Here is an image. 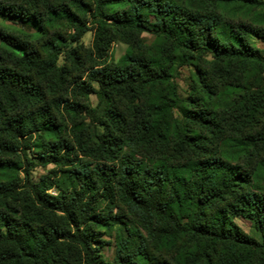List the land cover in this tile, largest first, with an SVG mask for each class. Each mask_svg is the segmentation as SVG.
Wrapping results in <instances>:
<instances>
[{"label":"trees","instance_id":"16d2710c","mask_svg":"<svg viewBox=\"0 0 264 264\" xmlns=\"http://www.w3.org/2000/svg\"><path fill=\"white\" fill-rule=\"evenodd\" d=\"M22 1L26 7L22 4L20 6L30 13L27 17L29 27L34 28L37 35L42 34L47 25L58 19H65L75 31L73 40H80L91 29L78 15L71 12L70 5L76 4L84 15L90 16L95 27L92 53L97 60H104L116 41L130 45L133 53L128 54L114 67L92 71L89 74V81L92 83L76 85L74 91L82 98L97 95L99 102L96 108L63 100L51 103L50 92L65 83L64 68L57 66L56 59L51 63H44L39 69L41 82L35 80L31 73L38 67V55L26 43L0 31L5 34L0 41L9 47L5 56L0 54V221L3 222L5 231L4 235H0V261L3 264H37V261L42 264H59L51 256L48 259L42 258L39 252L31 249V245L27 250L21 246L23 241L16 235L14 226L24 223L33 240L38 239L33 235L38 230L46 242L41 245L44 251L53 243L44 228L37 229L27 223V220L33 217L38 219L45 212L58 211L36 193L37 183L29 179V176L37 166L46 168L49 165L56 166L62 161L68 162L59 156L60 150H73L65 139L67 134L74 137V146L77 148L88 141L94 143L96 147L88 149L87 154L107 150L105 156L111 157L112 149L120 138L97 136L94 125L105 128L106 132L111 127H117L119 131V125H126L131 120L135 136L130 142L134 144V151L148 156L156 152L160 154V159L180 160L189 150L199 153L201 146L197 141L207 140L206 136L192 135V128L178 124L179 117H183L201 128H213L215 132L224 135L226 157L240 159L243 156H252L254 152L258 154L260 145L264 144V55L254 43L258 40L264 44V25L236 20L229 17L228 13L255 10L264 12V0H182V3L169 0L166 4L156 0L155 7L145 3V0H89L90 4L83 0ZM41 6L47 7L46 15L38 12ZM14 7L16 5L12 0H0V16L18 21L12 10ZM149 16L153 19L159 18L160 23L150 24L147 18ZM176 20L187 23L189 27L183 30L176 28L173 24ZM201 23H204L205 29L218 33L214 40L210 36L197 34L196 30ZM145 33L163 39L164 43L153 45L147 50L139 40ZM201 46L211 53L208 61L211 70L192 64L197 72L196 96L183 101L179 98L173 82L174 66L179 57L187 64L195 61L196 57L188 54L196 52ZM217 47L222 51L217 52ZM14 48H21L22 55L11 52ZM66 56L77 64L78 58L74 51H69ZM217 61L222 63L218 64ZM129 71L135 75H129L127 79L121 76L113 78L115 73ZM221 83L233 85L243 91L229 108L216 110L213 109V104ZM93 84L99 85V91ZM209 101L211 104L206 107L205 104ZM101 104L105 108L98 112ZM119 104L124 106V110ZM178 104L181 107H177ZM17 108L21 111H16ZM173 108L177 109L176 113L172 112ZM64 115L73 122L86 115L85 119L88 118L89 124L82 127L75 123L69 129L59 122V117ZM205 116L215 119H205ZM218 120L222 122H217ZM253 128H259L260 132H253ZM84 137L87 140L84 141ZM25 141L39 142L29 144ZM120 143L124 142L120 140ZM31 149L38 152L41 159L39 165L28 157ZM224 163L233 167L227 158ZM158 168L166 169L167 175L172 177L174 184H168L167 179L164 184L172 188L174 200L165 203L163 196L154 199L146 190L144 195L137 194L139 199L134 198L127 187L124 192L129 206L139 212L145 228L153 237V247L159 257L165 251L175 253L171 263L162 262L149 253L152 257L149 264H264V252L261 251L258 241L245 234L238 226L242 239L233 240L226 239L220 230L211 233L196 227L189 229L178 223L179 220L186 219L182 213L192 199L180 194L185 190L190 170L183 164L160 163ZM260 168H264V159L256 169L257 174ZM66 173L69 175L70 170ZM145 174L150 175L147 172ZM71 175L75 177L79 174L71 172ZM125 175H128L127 170ZM46 178L38 183L42 185ZM155 186L159 193L164 185L157 180ZM236 186L234 182L233 187ZM29 191L31 195L28 194ZM196 191L199 193L200 189L197 188ZM15 201L22 204L23 215L20 208L13 206ZM195 203L196 207L203 206L199 198ZM3 209L8 211L4 212ZM241 211L253 222L252 226L264 240V223L261 221L264 216V202L253 194L252 199L244 203ZM89 219L100 228L107 226L96 217ZM113 221L120 222L115 217ZM125 233L131 239L133 234L130 230L126 229ZM53 235L55 241L74 240L71 233ZM134 235L141 238L138 232ZM80 243L87 251L88 244L83 240ZM216 243L224 246L219 253L221 260L216 259L218 250L212 247ZM71 251L69 245L64 255L70 257ZM149 256L144 259L148 260ZM64 264H71V259H66ZM88 264H93V261L89 260Z\"/></svg>","mask_w":264,"mask_h":264},{"label":"clouds","instance_id":"9594fccd","mask_svg":"<svg viewBox=\"0 0 264 264\" xmlns=\"http://www.w3.org/2000/svg\"><path fill=\"white\" fill-rule=\"evenodd\" d=\"M16 5L12 10L18 17L17 31H28L29 21L27 19L30 13L25 7H21V0H12ZM162 4H166L169 0H160ZM177 3H182V0H176ZM145 3L152 4L155 7L156 0H145ZM43 11V9H41ZM163 11L167 12V9ZM150 24L157 25L160 23L159 18L147 17ZM176 28L181 30L188 28L189 25L180 20L173 21ZM200 36H210L215 39L217 32L212 29H205L204 23H201L199 29L196 30ZM4 33H0V38L4 37ZM195 39V36H194ZM217 52L222 51L217 47ZM190 56H195V61L188 62L187 71L191 73L192 64H200L202 67L206 66L208 58L211 53L203 46L199 47L196 52L189 53ZM117 61L107 58L103 63L99 64L100 68L106 65L115 66ZM222 63V61H217ZM96 66L86 65L81 69L85 79H87L90 72L95 71ZM135 74L131 71L128 73H115L113 78L121 76L124 79ZM92 83V81H89ZM99 91V85L93 84ZM191 94V93H190ZM211 102H206L205 106H209ZM181 107V105H177ZM105 105L101 104L98 112L103 111ZM16 111H21L17 108ZM173 113L177 112L176 108L172 109ZM178 115V113H177ZM205 119H215V117L205 116ZM222 122V121H217ZM177 123H182L186 127L193 129L192 135L206 136L207 140L197 141L201 146L199 153L189 150L183 159H160V154L153 152L151 156L139 151H134V144L130 142L135 136L132 121L129 120L126 125H119L111 127L108 131L105 128L95 127V134L97 136H104L108 139L119 137L116 141V147L112 149L111 157L105 156V151L98 150L92 154H87L88 149L95 148L96 145L88 141L81 147L75 150L65 152L59 151V156L63 161L56 165L57 170H70L68 176H62L57 171L52 176L43 180L42 185L37 183L35 191L48 204L57 208L56 212H45L44 215L38 219L33 217L27 220L34 228H44L48 234L49 239L53 243L48 247L47 251L41 249V245L45 244L43 237L39 235V231L33 235L38 239L33 240L29 235L30 230L25 227L24 223L14 226L16 235L23 241V247L39 252L42 258L56 259L59 264H64L66 259H71V264H88V261H93V264H149L152 259L149 253L153 256H159V253L151 246V237L145 236L144 240L137 238L135 233L143 234L144 230L139 228V220L133 213H130L131 221H125L124 210L129 206L127 197L124 195L125 187H127L130 194L134 198L139 199V195H144V191L154 199L164 197V202L174 200L172 188L168 184H174L171 176L167 175L166 169H159L158 164L166 163L169 165L183 164L187 165L190 174L187 175L185 183V190L180 194L182 196L192 197L187 209L182 215L186 219L179 220L178 223L186 228L196 227L198 230L215 233L218 230L222 231L226 239H242L239 235L237 225L242 222L250 226L252 221L247 219V216L241 209L244 203L251 200L253 194L264 202V168H260L257 174L256 169L260 167V162L264 159V144L260 145V150L253 153L252 156H243L240 159L226 157V137L219 132H215L213 128H201L197 124H192L190 121L179 117ZM253 132H260L259 128H253ZM231 135V133H229ZM70 138V137H68ZM31 144L39 141H25ZM85 153V154H82ZM230 161L229 164L224 163V159ZM235 165H239L236 167ZM225 169H229L225 171ZM125 170L128 175H125ZM71 172H78V176H72ZM150 175H146L145 173ZM159 173V175H157ZM103 174V175H102ZM31 179V176H29ZM167 179L168 184H164ZM159 180L163 184V188L158 193L156 191L155 182ZM236 187H233V183ZM199 188L198 193L196 189ZM219 190V191H214ZM202 193V194H201ZM31 195V192L28 193ZM202 202V207H196V199ZM34 203V201H33ZM21 209L23 215V207L21 203L13 205ZM7 212L8 209H3ZM90 217H96L101 222L107 224L105 228L98 227L97 224L90 222ZM119 218L120 223H113L112 218ZM264 223V216L261 217ZM121 224L124 227H121ZM130 230L133 234L131 239L129 235L125 234V230ZM150 231V230H149ZM96 232H104L106 235L97 236ZM53 233H71L74 240L67 239L63 241H55ZM3 222L0 221V235H4ZM252 237L258 241L261 251L264 252V240L261 239L258 233L252 231ZM83 240L88 244V250L85 251L80 241ZM103 240L104 243H98ZM110 244L111 247L107 245ZM71 245V256L67 257L64 252L68 246ZM218 250L216 259L221 260L219 253L223 249L220 243L213 244ZM18 251V249H16ZM56 253V255H53ZM149 256V259H144ZM0 264H3L0 261ZM37 264H42L37 261ZM50 264V262H49Z\"/></svg>","mask_w":264,"mask_h":264},{"label":"rangeland","instance_id":"374dc122","mask_svg":"<svg viewBox=\"0 0 264 264\" xmlns=\"http://www.w3.org/2000/svg\"><path fill=\"white\" fill-rule=\"evenodd\" d=\"M86 4H90L89 0H83ZM21 4L24 5V2L21 0ZM26 7V5H24ZM43 9V11H41ZM71 12L78 15L80 20L87 25L91 30L86 32L85 35L77 41L73 40V36L75 35V31L73 28L69 26V24L66 22L65 19H58L52 24H49L46 26L44 32L42 34H36V30L34 28L29 27L28 31H17V24L19 21L7 19L5 17L0 16V31L6 33L12 38H15L19 40L21 43H26L29 45L31 51L35 52L36 55H38L39 58V64L35 71L31 73L33 78L39 82H41V75L39 69H41L45 64L51 63L56 59V63L58 67L64 68L65 70V83L62 87L55 89L54 91H51L49 94V101L51 103L55 101H70L72 103H78L83 105L84 107H90V108H96L98 105V97L97 95H90L88 98H82L77 95V93L74 91V88L76 85H81L82 83L89 84V75L87 79H85L84 75L81 72V69L85 68L86 65H94L96 66V69H101L99 67L100 63H103L105 59L111 58L113 61L120 62L123 58L127 57L128 54H132L133 51L130 47V45L116 41L114 42L110 50L105 57L104 60L100 61L97 60L92 53V45L94 41V34H95V27L92 24V20L89 15H84L83 12L79 9L78 5L71 4L70 5ZM39 13H42L43 15H46L47 7L41 6V8L38 10ZM229 17H232L236 20H243L247 23L251 24H258L259 26L264 25V12L263 11H251V12H240V11H230L228 13ZM139 40L143 43V45L146 47V49H150L153 45H161L164 43L163 39H159L156 36L145 33L141 35ZM135 44V43H134ZM132 44V45H134ZM255 47L259 49L263 55H264V44L260 41H255L254 43ZM59 50V51H58ZM5 51H9V47L4 45L3 42L0 41V54L5 56ZM69 51H74L76 57L78 58L77 64L72 62L66 55ZM11 52L22 55L23 51L21 48H14L11 49ZM59 54L57 55L56 53ZM6 64H8L7 59H5ZM208 61H210V58H208ZM207 61L206 66L199 67L203 68L205 70H211L209 62ZM118 64V63H117ZM116 64V65H117ZM115 65V66H116ZM105 67H114L113 65H106ZM104 68V67H103ZM188 64L187 62H183V58L179 57L176 60L174 69H175V76L173 78V82L175 83L177 87V93L181 100L185 101L191 96H196V69L195 67L191 66V73L187 71ZM91 73V72H90ZM89 73V74H90ZM45 86V83H43ZM219 93L217 96V99L215 100L213 104V109L216 110H224L229 108L232 104L234 99L243 91V89H238L230 84H223L221 83L219 86ZM248 87V86H245ZM191 93V94H190ZM119 106L124 110V106L122 104H119ZM86 115H84V118L79 119L76 122H73L71 118L64 115L62 117H59V122L63 123L65 126H68L69 129L73 127L75 123H78L79 125H82V127L89 124L88 118H86ZM178 118V115L176 116ZM86 136V135H85ZM70 137V138H68ZM65 139L69 142V145L73 150H75L77 147L74 146V137L67 134L65 136ZM87 140V138L84 137V141ZM36 149H31V151L28 153V157L37 163L38 165L41 163V159L38 157V152L35 151ZM17 160V159H14ZM57 171H59V174L62 176H68L67 175V169H59L54 165H49L46 168H43L41 166H37V168L33 169L31 172V179L33 182L38 183L42 180L44 177H49L55 174ZM78 173V172H75ZM79 174V173H78ZM21 179H23V174L20 175ZM23 183H20V186L22 187ZM18 203V201L13 202V204ZM20 203V202H19ZM130 213H133L136 216V219L139 220L138 227L143 229V234H140L138 232V236L141 235V238H138L140 240H144L145 236L151 237V246L153 247V237L151 236L150 232L147 231V228H145V225L141 219V216L139 212L134 210L132 207L128 206L126 210H124V219L125 221H131L132 217ZM112 222L116 223L113 221ZM120 223V222H119ZM123 224H121V227ZM108 226V225H107ZM106 226V227H107ZM245 234L252 237L250 234L252 231H257L254 229V227L247 223H241L240 225H237ZM105 228V227H103ZM97 236H104L106 233L104 232H96ZM126 234V233H125ZM253 238V237H252ZM99 243H104L103 240L99 241ZM108 247H111L110 244L107 245ZM175 253L165 251L162 253V256H156L157 259H160L163 261L170 262L172 261V258Z\"/></svg>","mask_w":264,"mask_h":264}]
</instances>
